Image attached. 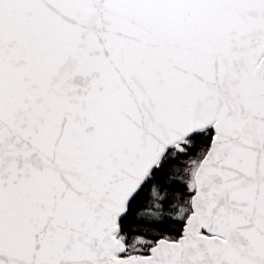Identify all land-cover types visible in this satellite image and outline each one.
<instances>
[{
  "label": "snow or ice",
  "instance_id": "6c2138e0",
  "mask_svg": "<svg viewBox=\"0 0 264 264\" xmlns=\"http://www.w3.org/2000/svg\"><path fill=\"white\" fill-rule=\"evenodd\" d=\"M0 264H264V0H0Z\"/></svg>",
  "mask_w": 264,
  "mask_h": 264
}]
</instances>
